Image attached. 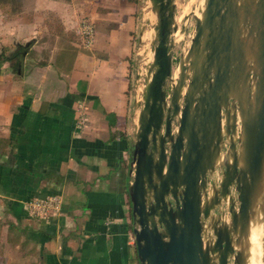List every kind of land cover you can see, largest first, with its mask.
Masks as SVG:
<instances>
[{
	"label": "crops",
	"instance_id": "crops-1",
	"mask_svg": "<svg viewBox=\"0 0 264 264\" xmlns=\"http://www.w3.org/2000/svg\"><path fill=\"white\" fill-rule=\"evenodd\" d=\"M37 3L61 20L59 33L42 22L36 31L31 22L0 33V264H139L129 148L150 7L146 0H93L88 9L73 0ZM29 30L39 39L16 45L13 38ZM178 63L172 53L171 76ZM48 197L58 211L33 214L29 203Z\"/></svg>",
	"mask_w": 264,
	"mask_h": 264
},
{
	"label": "water",
	"instance_id": "water-1",
	"mask_svg": "<svg viewBox=\"0 0 264 264\" xmlns=\"http://www.w3.org/2000/svg\"><path fill=\"white\" fill-rule=\"evenodd\" d=\"M146 2L150 62L129 148L139 264H245L264 167V0H200L173 76L174 0ZM225 200L227 217L215 213Z\"/></svg>",
	"mask_w": 264,
	"mask_h": 264
},
{
	"label": "rangeland",
	"instance_id": "rangeland-1",
	"mask_svg": "<svg viewBox=\"0 0 264 264\" xmlns=\"http://www.w3.org/2000/svg\"><path fill=\"white\" fill-rule=\"evenodd\" d=\"M176 2V9H177V13H176V22L178 25H180L181 27L184 28V33L182 35V39L181 40H177L176 42V46L174 48V58H176L177 60L180 58V56L182 55V52L185 51L190 43L191 40L193 38V34H194V20H193V16L196 12L197 6L200 2V0H174ZM0 2H5L6 8L9 9L8 13L6 12V10H2L0 8V33H5L7 36V34H9V31H12L11 28H14L17 26V24H21V23H31L34 22L35 23V28L34 30L36 31V28L39 26L38 24H40V22H42L44 25L46 24V29L48 30V26H51V32H56L59 33V30L56 31V28H59L58 25L59 23H61L60 19H57V16H55V14H47L45 10H41L40 6L38 5V3L36 4V0H0ZM93 0H73V5H79L81 7H87V9L89 8V3H92ZM72 5V7H73ZM42 7V6H41ZM16 8H19L21 10H23L25 13L24 15H15L16 13L13 11V9L16 10ZM12 11H11V10ZM84 10V9H83ZM10 11V13H9ZM153 20L151 19L149 23H147L148 25V32L146 34L145 37V41L144 43L146 44V48L145 50L142 52V55L144 56L143 58V62L142 64H148L150 61V54L148 46H149V34H150V28L151 25H153ZM34 30H29L28 32H24L21 35L15 36V37H19V38H13L15 39V43L17 45V43H22L25 44L28 41H34L37 40V38L39 39V35L38 37H34V34L36 35V32L34 34H30L31 32H33ZM45 33V32H44ZM30 34V35H28ZM63 34V33H62ZM47 37V34L46 36ZM60 35L58 36L57 41H61ZM24 38V40L22 41V39ZM18 41V42H16ZM64 42V40H62ZM12 43V42H10ZM15 43L14 46L15 47ZM30 53H37V50H32V52L30 51ZM43 59V58H42ZM40 60V59H39ZM38 61V60H35ZM42 61V60H41ZM144 70L146 71L145 67ZM144 71V74H145ZM220 177V175H219ZM232 193V192H231ZM215 213L217 215H222L225 214L226 217L228 216L229 213V203L228 200L225 202H221V204L218 206V208L215 210ZM251 261V258H250Z\"/></svg>",
	"mask_w": 264,
	"mask_h": 264
},
{
	"label": "bare ground",
	"instance_id": "bare-ground-1",
	"mask_svg": "<svg viewBox=\"0 0 264 264\" xmlns=\"http://www.w3.org/2000/svg\"><path fill=\"white\" fill-rule=\"evenodd\" d=\"M184 28L178 25V32L176 35L177 40L182 39ZM259 192L255 199L253 215L249 222L246 237H245V251L246 261L245 264H262L264 253V222L263 212L261 209L262 197L264 196V167L262 173L261 183L259 184ZM251 258V261H250Z\"/></svg>",
	"mask_w": 264,
	"mask_h": 264
},
{
	"label": "built area",
	"instance_id": "built-area-1",
	"mask_svg": "<svg viewBox=\"0 0 264 264\" xmlns=\"http://www.w3.org/2000/svg\"><path fill=\"white\" fill-rule=\"evenodd\" d=\"M83 34L85 36V41L89 43L91 41V29L89 26L85 25L83 29ZM31 212L37 216L45 217L50 213H56L59 209V202L55 197H48L45 199H33L29 203Z\"/></svg>",
	"mask_w": 264,
	"mask_h": 264
},
{
	"label": "trees",
	"instance_id": "trees-1",
	"mask_svg": "<svg viewBox=\"0 0 264 264\" xmlns=\"http://www.w3.org/2000/svg\"><path fill=\"white\" fill-rule=\"evenodd\" d=\"M6 3L4 2H0V8L2 9V10H6V12L8 13V10L9 9H7L6 8ZM11 10V9H10ZM12 11V10H11ZM13 11L16 13L15 15H24V11L23 10H21V9H19V8H16V10L15 9H13ZM9 13H10V11H9ZM0 60H4V53L3 52H0Z\"/></svg>",
	"mask_w": 264,
	"mask_h": 264
}]
</instances>
